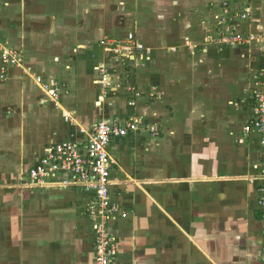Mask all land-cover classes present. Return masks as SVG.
I'll return each mask as SVG.
<instances>
[{
    "label": "crops",
    "instance_id": "1",
    "mask_svg": "<svg viewBox=\"0 0 264 264\" xmlns=\"http://www.w3.org/2000/svg\"><path fill=\"white\" fill-rule=\"evenodd\" d=\"M239 1L251 39L226 47L212 39L219 0H0V264H95L92 195L31 187L28 169L132 116L159 133L109 144L117 264H260L264 150L243 126L264 71V0ZM129 32L144 49L127 59L100 43Z\"/></svg>",
    "mask_w": 264,
    "mask_h": 264
},
{
    "label": "built area",
    "instance_id": "2",
    "mask_svg": "<svg viewBox=\"0 0 264 264\" xmlns=\"http://www.w3.org/2000/svg\"><path fill=\"white\" fill-rule=\"evenodd\" d=\"M221 15L217 24H221L223 35L218 42L222 45L243 44L245 38L238 31V19H248L246 8L231 10L229 3L221 6ZM232 26V28H231ZM230 30H233L230 32ZM237 30V31H236ZM229 31V32H228ZM101 44L114 56L123 52L126 57L134 50H142L143 45L135 41L132 32L126 34L123 44L117 39L102 38ZM2 61L10 65H19L20 56L12 50H3ZM39 79V78H38ZM51 89L50 94H57ZM250 115L243 126V131L256 132L264 150V71L254 75ZM146 130L152 135L159 133V126L146 123L142 117L132 116L126 120L102 119L96 122L87 134L85 143L64 140L45 149V152L28 169L27 184L38 187H77L92 195L87 208L90 218L94 220V252L95 264H117V246L114 237L107 228L108 220L118 214L117 204L110 199L111 165L114 160L109 155V144L113 137H127L131 133ZM264 178V164L261 166ZM258 204L264 208V184L258 188ZM120 216L125 217L126 212ZM260 264H264V245L259 252Z\"/></svg>",
    "mask_w": 264,
    "mask_h": 264
},
{
    "label": "rangeland",
    "instance_id": "3",
    "mask_svg": "<svg viewBox=\"0 0 264 264\" xmlns=\"http://www.w3.org/2000/svg\"><path fill=\"white\" fill-rule=\"evenodd\" d=\"M225 1H227V3H229V5H230V8H231V10H234V11H236V10H240V9H242L243 7L240 5V1L239 0H219V2H220V6H223V4H224V2ZM98 4H99V2H98ZM98 4H96L95 6H98ZM221 12H222V10H220V12H219V14L216 16V24H215V26H214V30H213V36H212V39L214 40V41H218L219 39H220V37H222V35H223V29H224V27L221 25V24H217V21H219V18H220V15H221ZM248 18H249V16H248ZM244 20H247V19H238L237 21H238V25H237V30L238 31H240L242 34H243V38H245V42L247 43V42H249V40L251 39V34L250 33H248L247 31H244V30H239L238 28H239V25H240V22H242V21H244ZM231 28H232V26H231ZM236 30V31H237ZM233 30H230V32H232ZM229 32V31H228ZM209 34V33H208ZM104 38H107V39H115L116 40V38L117 37H115V38H110V37H108V36H105ZM125 37L123 36V37H121V38H118L117 40L119 41V42H121L122 44H123V39H124ZM211 39V40H212ZM100 43H101V41H100ZM224 46H226V47H233V45H229V44H223ZM240 46V45H242V43L241 44H236V46ZM235 46V45H234ZM5 50H9V49H5ZM10 50H12V49H10ZM13 51V50H12ZM131 53H133V52H131ZM126 55V53L125 52H123L122 54H120V56H122V57H124V58H129V57H126L125 56ZM105 76L106 75H103V77H104V79H105Z\"/></svg>",
    "mask_w": 264,
    "mask_h": 264
}]
</instances>
